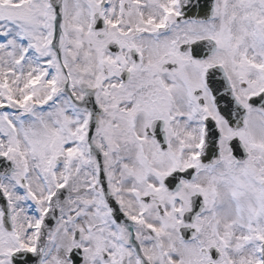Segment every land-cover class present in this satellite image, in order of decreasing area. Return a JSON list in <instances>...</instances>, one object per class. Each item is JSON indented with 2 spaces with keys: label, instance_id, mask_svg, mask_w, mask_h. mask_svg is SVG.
<instances>
[{
  "label": "snow or ice",
  "instance_id": "obj_1",
  "mask_svg": "<svg viewBox=\"0 0 264 264\" xmlns=\"http://www.w3.org/2000/svg\"><path fill=\"white\" fill-rule=\"evenodd\" d=\"M0 264H264V0H0Z\"/></svg>",
  "mask_w": 264,
  "mask_h": 264
}]
</instances>
